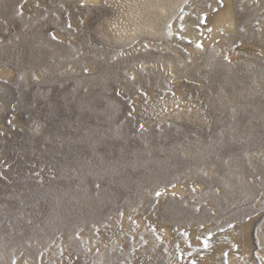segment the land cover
Returning <instances> with one entry per match:
<instances>
[{
  "label": "rangeland",
  "instance_id": "obj_1",
  "mask_svg": "<svg viewBox=\"0 0 264 264\" xmlns=\"http://www.w3.org/2000/svg\"><path fill=\"white\" fill-rule=\"evenodd\" d=\"M0 264H264V0H0Z\"/></svg>",
  "mask_w": 264,
  "mask_h": 264
},
{
  "label": "bare ground",
  "instance_id": "obj_2",
  "mask_svg": "<svg viewBox=\"0 0 264 264\" xmlns=\"http://www.w3.org/2000/svg\"><path fill=\"white\" fill-rule=\"evenodd\" d=\"M92 2H93V1H92ZM226 17H228V16L226 15L225 18H226ZM225 21H226V19H225ZM218 22H221V21L218 19Z\"/></svg>",
  "mask_w": 264,
  "mask_h": 264
}]
</instances>
